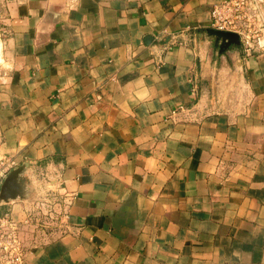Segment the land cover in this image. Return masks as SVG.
<instances>
[{
    "label": "crops",
    "instance_id": "0c3cea01",
    "mask_svg": "<svg viewBox=\"0 0 264 264\" xmlns=\"http://www.w3.org/2000/svg\"><path fill=\"white\" fill-rule=\"evenodd\" d=\"M222 1L3 6L0 164L25 188L0 216L22 264H264V51L214 47Z\"/></svg>",
    "mask_w": 264,
    "mask_h": 264
},
{
    "label": "built area",
    "instance_id": "2783aa9c",
    "mask_svg": "<svg viewBox=\"0 0 264 264\" xmlns=\"http://www.w3.org/2000/svg\"><path fill=\"white\" fill-rule=\"evenodd\" d=\"M210 28L235 33L246 54L262 48L264 45L259 40L264 37V0H224L214 5L210 11ZM0 165V178H4L13 164ZM43 206L52 219L62 215L54 209L57 202ZM24 255L19 222L10 214L0 216V264H22Z\"/></svg>",
    "mask_w": 264,
    "mask_h": 264
},
{
    "label": "water",
    "instance_id": "95a60500",
    "mask_svg": "<svg viewBox=\"0 0 264 264\" xmlns=\"http://www.w3.org/2000/svg\"><path fill=\"white\" fill-rule=\"evenodd\" d=\"M207 33L213 38L214 47L218 45L219 48L228 45L239 46V37L235 33L213 29L207 30ZM21 171L22 167L13 169L5 176L0 185V202H8L23 197L25 181L19 176Z\"/></svg>",
    "mask_w": 264,
    "mask_h": 264
},
{
    "label": "rangeland",
    "instance_id": "374dc122",
    "mask_svg": "<svg viewBox=\"0 0 264 264\" xmlns=\"http://www.w3.org/2000/svg\"><path fill=\"white\" fill-rule=\"evenodd\" d=\"M8 1L9 0H0V11L2 12V9H3V6H5L7 3H8ZM1 12H0V14H1ZM0 22H1V17H0ZM260 43L261 44H263L264 45V37L262 36L261 38H260ZM258 50H263L264 51V46L261 48V49H259V48H257ZM256 50V49H255ZM242 93H243V91H242ZM35 212L39 215V216H46L47 215V210L46 209H43V208H37V209H35Z\"/></svg>",
    "mask_w": 264,
    "mask_h": 264
}]
</instances>
